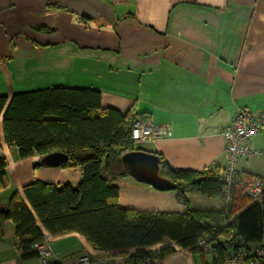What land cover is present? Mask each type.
Segmentation results:
<instances>
[{
	"label": "crops",
	"instance_id": "crops-1",
	"mask_svg": "<svg viewBox=\"0 0 264 264\" xmlns=\"http://www.w3.org/2000/svg\"><path fill=\"white\" fill-rule=\"evenodd\" d=\"M53 87L97 90L101 110L133 108L136 118L166 125L165 137L141 145L145 152L178 170L220 175L221 131L238 109L260 120L251 144L264 149V0H0V96ZM0 156L7 161L0 209L14 192L27 205L22 187L32 180L79 182V168L34 169L41 156L20 159L4 141L1 117ZM236 170L264 177V167ZM117 185L118 206L142 213L208 212L219 202L188 190L187 207L174 191L131 177ZM19 243L1 214L0 264H41L38 257L21 260ZM49 246V264L97 252L77 233L51 236ZM165 247L174 251L161 264L211 262L172 242L148 249Z\"/></svg>",
	"mask_w": 264,
	"mask_h": 264
},
{
	"label": "trees",
	"instance_id": "trees-1",
	"mask_svg": "<svg viewBox=\"0 0 264 264\" xmlns=\"http://www.w3.org/2000/svg\"><path fill=\"white\" fill-rule=\"evenodd\" d=\"M133 108L125 113L100 108V92L94 89L53 87L0 96L1 129L7 145L17 148L20 159L62 152L67 156L65 168H79L76 186L55 185L32 180L22 187L27 203L14 192L3 216L14 225L20 241V259L37 257L32 244L42 242V229L52 237L77 233L98 252L120 254L137 263L150 256L151 248L172 242L182 250L201 254L195 247L198 238L217 228L219 235L233 230L247 244L261 240L262 213L248 207L243 192L253 177L240 174L232 187L230 215L233 221L222 226L223 217L215 210L188 209L185 214L142 213L120 208L117 182L130 177L121 162L125 153L140 150L129 133L135 120ZM143 151V150H142ZM159 158V175L168 180L178 199L188 207L186 191L219 197L222 182L218 173L189 172L170 167ZM7 161L0 156V191L7 187ZM40 167L37 163L33 168ZM28 237V240H22ZM224 255V247H220ZM171 247L159 252L165 256ZM59 264V263H58Z\"/></svg>",
	"mask_w": 264,
	"mask_h": 264
},
{
	"label": "built area",
	"instance_id": "built-area-1",
	"mask_svg": "<svg viewBox=\"0 0 264 264\" xmlns=\"http://www.w3.org/2000/svg\"><path fill=\"white\" fill-rule=\"evenodd\" d=\"M262 124L246 109H238L231 122L225 126L221 135L224 141V156L226 167L220 180L222 191L216 211L223 217L222 226L227 227L233 221L230 215L232 206V187L239 181L240 174L236 165L240 160L248 161L260 158L264 160V149H256L251 144V139L260 130ZM166 125H152L140 119L133 125L124 128L128 132L134 146H141L163 138L167 135ZM248 199V207H258L262 213L261 240L256 244H247L240 236H235L233 230H229L227 236L217 234V228L197 239L195 247L203 255L211 257L209 264H264V177L253 176L247 183L243 192ZM43 234L42 242L32 244L31 249L37 254L41 264H49V242L51 236ZM220 247H224V255H220ZM150 256L132 263L128 257H123L118 252H96L87 254L84 252L74 254L64 259L59 264H161L164 256L157 250H149Z\"/></svg>",
	"mask_w": 264,
	"mask_h": 264
},
{
	"label": "water",
	"instance_id": "water-1",
	"mask_svg": "<svg viewBox=\"0 0 264 264\" xmlns=\"http://www.w3.org/2000/svg\"><path fill=\"white\" fill-rule=\"evenodd\" d=\"M67 160V156L62 152H53L41 156L39 165L47 168H57L62 166ZM121 162L129 176L136 182L149 185L159 191H170L173 189L171 183L159 175V158L149 152L135 150L125 153L121 157ZM5 209H0V215Z\"/></svg>",
	"mask_w": 264,
	"mask_h": 264
},
{
	"label": "rangeland",
	"instance_id": "rangeland-1",
	"mask_svg": "<svg viewBox=\"0 0 264 264\" xmlns=\"http://www.w3.org/2000/svg\"><path fill=\"white\" fill-rule=\"evenodd\" d=\"M136 148L143 151L145 150L144 148H142V146H136ZM237 164L238 167H242L247 171H252L254 168L258 167H264V161L260 158L251 159L248 161L240 160Z\"/></svg>",
	"mask_w": 264,
	"mask_h": 264
}]
</instances>
